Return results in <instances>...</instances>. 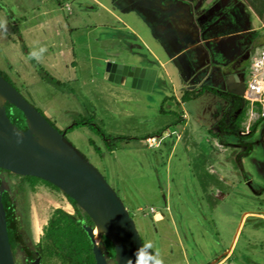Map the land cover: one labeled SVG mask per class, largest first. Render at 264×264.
<instances>
[{"label":"rangeland","instance_id":"obj_1","mask_svg":"<svg viewBox=\"0 0 264 264\" xmlns=\"http://www.w3.org/2000/svg\"><path fill=\"white\" fill-rule=\"evenodd\" d=\"M169 1L157 2L166 7ZM240 9L247 11L242 1ZM171 13L169 26L179 32L192 28L186 13ZM249 16L255 22L253 27L261 26L253 13ZM150 17L135 0H0L1 75L59 129L69 128L67 138L118 191L141 238L154 244L153 251L159 249L164 264L210 263L231 248L240 227L227 264H264V194L255 197L241 175V169L248 170L253 184L264 185V172L255 162L257 156L264 159L261 149L255 147L246 156L242 151L247 147L223 144L198 117L202 112L194 108L197 101L182 103V93L198 87L199 81L191 77L184 86L178 64L185 56L164 65L154 61L153 52L163 60L171 54L166 48L168 37L156 34ZM198 35L195 40L204 34ZM205 46L188 55L198 66L193 76L206 77L212 83L218 67L212 58L219 48ZM42 48L46 49L43 53ZM262 51L263 47L258 48L255 60ZM31 52L39 59L31 58ZM105 60H135L154 66L159 70L157 86L153 91L119 86L105 79ZM41 70L46 78L39 74ZM252 73L256 75L251 74L250 81L264 82L260 76L264 67L254 66ZM48 75L60 83L50 81ZM261 104L248 102L256 114L247 113L251 117L244 120V127L253 123L249 118L261 114ZM190 108L194 112L185 124L182 115ZM82 117L93 118L108 135L130 139L109 149L88 126L73 127ZM253 132L256 139L260 133ZM148 136L157 138L153 146L148 145ZM226 139L237 142L233 137ZM9 180L11 188L17 187L16 179ZM24 187V227L37 243L54 209L61 207L71 213L75 209L61 190L41 182L34 189L28 182ZM150 207L156 211L151 213Z\"/></svg>","mask_w":264,"mask_h":264},{"label":"water","instance_id":"obj_2","mask_svg":"<svg viewBox=\"0 0 264 264\" xmlns=\"http://www.w3.org/2000/svg\"><path fill=\"white\" fill-rule=\"evenodd\" d=\"M224 44L220 38L214 49L221 50ZM157 74L158 69L135 60H108L104 68L105 79L144 91L152 89ZM9 105L23 113L25 128L11 118ZM8 172L53 183L91 217L93 225L86 219L82 224L92 242L96 264L134 260L144 241L118 191L64 132L0 74V264H42L38 250L36 257L20 262L10 241L8 210L3 201L4 194L11 192ZM106 238L112 244L113 256Z\"/></svg>","mask_w":264,"mask_h":264},{"label":"flooded vegetation","instance_id":"obj_3","mask_svg":"<svg viewBox=\"0 0 264 264\" xmlns=\"http://www.w3.org/2000/svg\"><path fill=\"white\" fill-rule=\"evenodd\" d=\"M135 1L138 2L140 6L144 7L145 10H147V13L151 16L149 19L152 22L155 31H170V33H173L175 35L179 34L185 40L187 39V37H191L194 44H199L196 45V47L206 45L205 47L207 48L209 46L208 44H215V42H217V40L220 38H222V41H225L223 48L221 50L218 49V55H215V58H212L214 64H220H218V67L214 69V76L211 78V85H205L203 83V78L202 80L198 78V76H195L193 80L199 81V85L194 89H186L184 93H182V102H187L183 100V95L188 90L189 92H193V94L199 93L197 94V96L192 98L193 100L199 98L207 92L216 95L221 101V109L219 110V113H217L216 118L212 117L211 114L210 117H208L210 119H208L207 122L204 123L208 127V130L218 135V138L223 144L231 145V147L233 148H236L238 146L241 149L247 147L244 151H242L246 156L251 155L255 147H258L261 149L260 153L264 157V115L258 114V117L254 119L249 118V120H253V123L246 125V127H250L249 129H245L246 127L242 125L246 122L244 120H247L248 117H251L247 116V113H250V115L256 114V112L252 113L250 108L248 107V102H250L251 100L247 97V90L250 83L252 68L255 63L254 59L256 58V49L258 48V46H260L259 44H262L264 42V38L262 39V36H264L262 34L264 22H261V20L255 15V13H253V11L246 4L245 0L240 1H242L246 6L247 11H243L240 9L239 0H236L234 3H231L230 0H227L229 4H224V0H170L168 6L166 7L159 6L157 2L158 0ZM167 2L168 0H163V3ZM191 3H194V6ZM174 10H181L183 11V13L187 14L186 18L191 19L190 21L192 30L188 27L189 29H187V31L179 32L175 28L167 24V17L168 15L173 14L171 12ZM244 12L246 14H244ZM252 13L254 17L261 23L260 27H253L255 22H253V20H251L249 16ZM161 24L163 26L165 25L163 29H161ZM201 31L204 35L198 40H201L202 43L195 42L196 37L194 35L198 33V36H200ZM256 43H258V45H256ZM152 56L155 59L156 55L154 52ZM141 57L148 60V58L143 56V54H141ZM208 59L211 60L206 56V60ZM154 61H156V59ZM151 67L155 68L154 66ZM189 83L187 82V86L189 85ZM119 86L123 85L119 84ZM156 86L157 78L155 79L150 91H153ZM127 88L136 89L131 87ZM137 90L144 91L142 89ZM7 108L8 112L12 109L10 105L7 106ZM14 114V111L10 113L11 118L21 126V121H18ZM241 116H243V118H241L237 123ZM54 126L57 127L56 125ZM253 130H258L260 133L256 139L253 138V136L255 135ZM226 137H233L237 142H229L227 139L225 140ZM251 137L253 138V142H250L249 138ZM255 162L258 164L259 169H262V171L264 172V159H260V157L258 158L257 156V160ZM241 170V175L244 178L246 184H248L251 190L254 191L253 195L258 198L260 196H263L264 185L253 184L254 180H252L251 177L253 176V174L248 170ZM8 178L16 179L15 185L17 187L11 188V192L9 194L11 195L12 204L15 205V212L18 214L19 218H22L21 213L23 212V209L21 195L25 190L23 191V189L20 188V185L22 184L24 186V183L27 181H23L21 178L10 175H8ZM10 185L11 187L13 186L11 183ZM5 195L8 194L5 193L4 196ZM257 218L259 219L260 217ZM20 235L21 239H17L14 244L16 248L15 254L17 255V259H33L37 256V249L35 248L36 242L24 227L23 222L20 225ZM224 256L225 255L223 254L222 256L220 255L218 257L219 260H221Z\"/></svg>","mask_w":264,"mask_h":264},{"label":"trees","instance_id":"obj_4","mask_svg":"<svg viewBox=\"0 0 264 264\" xmlns=\"http://www.w3.org/2000/svg\"><path fill=\"white\" fill-rule=\"evenodd\" d=\"M245 2L253 11V13H255V15L261 20V22H264V0H245ZM0 74L2 73L0 72ZM39 74L43 78H46V73H43L42 70L41 72H39ZM48 76L50 81L60 83V81H57L54 77L50 75ZM4 77L9 81L6 76ZM197 94L199 93L193 94V92L187 91L183 95V100L189 101L195 96H197ZM12 109L9 111V114L14 111V115L16 116L17 120L21 121L22 123L21 128H25L26 121L23 113L14 107H12ZM47 118L49 119V121H51L49 117ZM51 123L55 125L52 121ZM72 125L73 127L81 125L88 126L93 132L98 134L104 140V142L106 143L105 145L109 149H114L118 146L119 142L130 139V137L124 135L106 134V132H104L98 124L94 123L93 118L82 117L80 120L74 121ZM60 131L64 132L66 135L69 132V128ZM8 175L21 178L23 181H27L33 189L38 183L41 182L55 190L60 191V189L53 183L36 176L19 175L11 172H8ZM20 186L23 191L26 190V188L22 184ZM7 194L8 195H5L3 197V201L5 207L8 210L9 235L10 241L14 246L16 240L19 238L21 239L20 225L22 222L23 224L26 223L27 219L24 216V209L21 213L22 218L18 217V214L14 210L15 205L12 204L11 195L9 193ZM66 197L68 198L69 202L73 205L75 212H68L61 207L54 209L46 226L44 227V234L41 240L35 245V248L39 251L41 255L42 264H52L53 261H58L61 264H96L92 242L83 227L82 220L86 219L87 222L91 225H93L94 223L91 217L87 213L82 211L73 199L69 198L67 195ZM152 208L153 207H150L151 213H153ZM106 242L108 243V248L110 250L111 255L113 256L114 251L112 244L107 238ZM215 260H218V257L214 258V260L208 264H212Z\"/></svg>","mask_w":264,"mask_h":264},{"label":"crops","instance_id":"obj_5","mask_svg":"<svg viewBox=\"0 0 264 264\" xmlns=\"http://www.w3.org/2000/svg\"><path fill=\"white\" fill-rule=\"evenodd\" d=\"M254 25H255V23H254ZM263 31H264V28H263ZM155 32H156V34H158L161 37H164V38H165V36L168 37V39H166V48H167V50H170V54H171L170 58H168L167 60H163L162 58L160 59L158 54L155 53V55H156L155 59L158 60L160 62V64L164 65L171 60H175L176 57L185 56L184 61H181V63L178 65L180 66L179 73L182 76H184V83L186 82V84L184 86H186L187 82L189 83L191 81L190 80L191 77H193V79L195 78V76H193V71L198 68V66L195 65L191 61L190 55H188V53L190 50L197 48L196 45H199V44L198 43L194 44L191 37H187V39L185 40L179 34L175 35L173 33H170V31H167V32L155 31ZM188 40H189V42H188ZM195 42L202 43L201 40L200 41L195 40ZM59 44H61V43H59ZM256 45H258V43H256ZM259 45L260 46H258V48L263 47L262 52H264V42L262 44H259ZM258 48L256 49V51H258ZM197 54H198V52H197ZM202 54H205V52H203ZM203 59H204V56H203ZM218 64H220V63H217V65ZM221 65H222V63H221ZM260 76L264 80V74L261 73ZM203 78H205V82H204L205 85H208V84L211 85V83L206 82L207 81L206 77H203ZM178 101H179V99H178ZM194 101H197V103H195L196 105L194 107L195 110L202 112V113H198V115L199 114L201 115L198 117L202 118L203 123L207 122V120L210 119V118H208V117H210V114H212V117L216 118L217 113H219V110L221 109L220 99L216 95L209 93V92H207L206 94H203L199 98L194 99ZM182 103H184V102H182ZM193 112H194V110H192V108H190L189 111L185 110L183 112L184 113L183 114V118H184L183 120H184L185 124H188V121H187L188 115H190ZM185 124H184V126H185ZM240 230H241V227H240ZM240 230H238V232L236 234V238L233 241L231 248L228 251H226L225 256L221 260H218V261L215 260L216 262L214 261L212 264H214V263H216V264H227L228 263V259L233 254L232 251H234V245L236 243V239L238 237ZM206 263H209V261L208 262L203 261L201 264H206Z\"/></svg>","mask_w":264,"mask_h":264},{"label":"clouds","instance_id":"obj_6","mask_svg":"<svg viewBox=\"0 0 264 264\" xmlns=\"http://www.w3.org/2000/svg\"><path fill=\"white\" fill-rule=\"evenodd\" d=\"M44 51H46V49L42 48L40 50L41 53H43ZM263 53L264 52H262V54ZM29 55L31 58L39 59V57L37 56L35 52H31ZM261 57L259 59H261ZM158 139H161V138H158ZM153 249H154V244L151 241L143 242L142 245L135 251L134 260L128 259L127 264H164V260L160 255L159 249H155L154 251Z\"/></svg>","mask_w":264,"mask_h":264},{"label":"built area","instance_id":"obj_7","mask_svg":"<svg viewBox=\"0 0 264 264\" xmlns=\"http://www.w3.org/2000/svg\"><path fill=\"white\" fill-rule=\"evenodd\" d=\"M254 66L256 68H263L264 67V53L261 57V59L256 60L254 63ZM256 73H252V76H255ZM247 97L251 101H258L261 102V114L264 115V82L258 83V80L255 82L250 81L248 85V90H247ZM157 141V138L155 136L153 137H148L147 138V143L149 146H153L155 142ZM152 211L154 209L152 208Z\"/></svg>","mask_w":264,"mask_h":264}]
</instances>
